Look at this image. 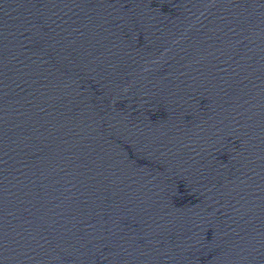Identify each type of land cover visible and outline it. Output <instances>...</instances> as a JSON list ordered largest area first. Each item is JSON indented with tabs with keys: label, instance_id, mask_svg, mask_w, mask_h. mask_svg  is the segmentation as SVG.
Wrapping results in <instances>:
<instances>
[{
	"label": "water",
	"instance_id": "obj_1",
	"mask_svg": "<svg viewBox=\"0 0 264 264\" xmlns=\"http://www.w3.org/2000/svg\"><path fill=\"white\" fill-rule=\"evenodd\" d=\"M0 264H264V0H0Z\"/></svg>",
	"mask_w": 264,
	"mask_h": 264
}]
</instances>
